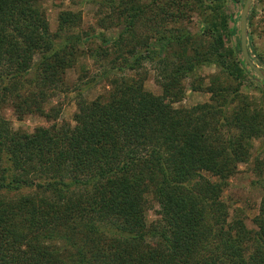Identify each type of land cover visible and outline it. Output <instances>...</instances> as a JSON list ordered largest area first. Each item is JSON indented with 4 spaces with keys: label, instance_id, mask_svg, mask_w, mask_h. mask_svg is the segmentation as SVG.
Returning <instances> with one entry per match:
<instances>
[{
    "label": "trees",
    "instance_id": "16d2710c",
    "mask_svg": "<svg viewBox=\"0 0 264 264\" xmlns=\"http://www.w3.org/2000/svg\"><path fill=\"white\" fill-rule=\"evenodd\" d=\"M165 1L159 27L191 6ZM105 4L124 26L97 51L103 58L115 54L109 72L120 74L108 92L81 99L72 122L32 132L12 130L0 116V264H264V197L254 229L242 218L228 220L222 199L237 164L248 159L249 138L261 133L257 117L241 108L228 118L233 101L219 102L224 95L212 85L210 102L191 107H173L147 91L139 67L152 52L136 29L157 0ZM77 18L61 11L51 31L41 0H0L3 89L29 72L43 97L45 84H63L81 55L83 39L68 34ZM156 39L174 56L165 91L212 62L240 76L237 61L233 69L221 60L220 36L206 46L188 32L160 30ZM149 195L161 205L160 227L146 224ZM104 225L116 235L104 237Z\"/></svg>",
    "mask_w": 264,
    "mask_h": 264
},
{
    "label": "rangeland",
    "instance_id": "374dc122",
    "mask_svg": "<svg viewBox=\"0 0 264 264\" xmlns=\"http://www.w3.org/2000/svg\"><path fill=\"white\" fill-rule=\"evenodd\" d=\"M141 1L151 3L152 0ZM187 1L191 6L185 8L184 12L173 13L174 16L168 18L169 22L161 27L159 23L166 1L157 0V6H152L150 11H146L148 13L145 17L150 19L142 18L136 35L139 40H148L147 45L152 53L147 56L143 47L142 52L145 53L140 60L139 73L144 77V88L155 95H163L173 107H191L198 103L210 102L212 92L207 91L206 87L212 85L218 95H224L219 102L233 101L227 112L228 118H235V113L241 108L247 114L257 117L261 133L249 138L248 159L237 164L235 173L222 193V199L228 207L227 219L242 218L248 228L254 229L253 219L259 213L264 197V82L256 79L257 74L245 63L240 50V11L245 0H207L200 5L194 0ZM41 8L46 14L51 31L56 30L59 12L71 10L77 13V25L69 30L68 34H75L83 39L79 44L81 55L77 62L65 71L63 84L55 88L52 84H45V97L38 93L39 87L34 86V72L20 77L14 82V86L10 84L6 90L0 84V116L12 130L32 132L38 126L49 127L52 123L72 122L79 101L92 100L98 95L106 94L111 88L109 80L119 77L120 74L109 72L115 54L103 58L97 53L109 45L106 38L118 36L124 29L121 19L106 6L105 0H41ZM250 20L252 28L249 25ZM160 30L177 34L188 32L198 44L204 43L205 46L208 42L215 43L220 36L222 46L219 51L223 54L221 60L226 59V63L233 69L239 66V78L228 68L224 70L212 62L197 67L193 73L179 76V84L174 85L170 91L169 88L165 91L163 83L168 80L167 68L174 56L171 52L167 54L165 41L159 42L156 39ZM217 46L218 42L214 47ZM247 48L252 61L264 74V0H252L249 6ZM37 57H34L35 61ZM131 74L126 72L124 75ZM221 88L225 90L222 91ZM38 107L46 114L38 112ZM223 132L224 136L228 133L234 134L233 131ZM204 174L211 180L215 179L207 171ZM148 197L146 224L151 228L160 227L161 205L152 195ZM103 232L104 237L108 238L116 235L111 232L110 226L104 225ZM155 241L157 236H152L150 242Z\"/></svg>",
    "mask_w": 264,
    "mask_h": 264
},
{
    "label": "water",
    "instance_id": "95a60500",
    "mask_svg": "<svg viewBox=\"0 0 264 264\" xmlns=\"http://www.w3.org/2000/svg\"><path fill=\"white\" fill-rule=\"evenodd\" d=\"M251 2L252 0H245L240 11V50L245 63L258 75L259 79L264 82L263 71L252 61L247 48V19Z\"/></svg>",
    "mask_w": 264,
    "mask_h": 264
}]
</instances>
